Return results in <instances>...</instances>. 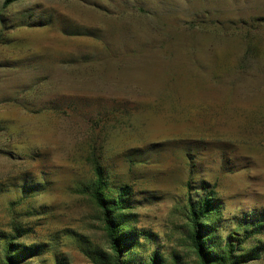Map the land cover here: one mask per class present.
<instances>
[{"label": "rangeland", "instance_id": "1", "mask_svg": "<svg viewBox=\"0 0 264 264\" xmlns=\"http://www.w3.org/2000/svg\"><path fill=\"white\" fill-rule=\"evenodd\" d=\"M4 1L0 233L47 244L22 264H94L84 249H109L83 192L96 162L109 195L131 187L128 264H195L189 209L208 194L213 250L235 243L241 264H264V0ZM9 37L45 38L48 53L9 62Z\"/></svg>", "mask_w": 264, "mask_h": 264}, {"label": "trees", "instance_id": "2", "mask_svg": "<svg viewBox=\"0 0 264 264\" xmlns=\"http://www.w3.org/2000/svg\"><path fill=\"white\" fill-rule=\"evenodd\" d=\"M17 0H5L4 6H8ZM264 23V17L258 18ZM67 34L76 35H95L93 31L67 30ZM93 182L87 187H83V192L88 194L93 204L100 211L104 229L109 242V249L104 250L98 246L85 248V254L92 260L94 264H128L126 254L131 249V245L135 244L123 228L120 218L127 217L123 211L128 207L126 205L128 195L131 194V187L128 184L113 186L116 194L109 195L107 189L109 187L108 174L105 168L98 162L94 166ZM213 194H208L199 203L190 205V240L193 251L195 252V264H241L245 260L241 258V254H236L235 243H227V249L223 253H217L213 250L210 240L209 222L205 217L208 212L215 209ZM5 232L0 233V240L6 241L3 254L0 255V264H22L26 259L39 255L44 251L46 243L25 245L16 244L14 237ZM56 264H65L67 261H60L55 255ZM152 264H161L159 258Z\"/></svg>", "mask_w": 264, "mask_h": 264}, {"label": "crops", "instance_id": "3", "mask_svg": "<svg viewBox=\"0 0 264 264\" xmlns=\"http://www.w3.org/2000/svg\"><path fill=\"white\" fill-rule=\"evenodd\" d=\"M30 26L29 24L27 23H23V24H20L16 27H12V29L9 30L14 32L13 29H28ZM9 51H11L10 55H14V56H10L9 57V62L10 61H19V60H25L26 55L32 53V54H36L37 55V60H40V56H41V59L44 60L45 58V54L48 53V44L46 43L45 41V38H31V39H28L26 37H19V38H14V37H9ZM49 53H53V46L52 47H49ZM12 63V62H11ZM27 67V66H26ZM22 68V64H11L9 65V71L10 72H14L13 74H20V69ZM9 72V73H10ZM45 83V81L41 82L39 80L36 79V81L33 83V85H27V87H25L23 85V81L20 80V81H17L16 82V85L17 87H22V88H33L32 91H35L36 90H39L40 87H42L41 84ZM27 90V89H25ZM18 91H23V89H16L14 92H18ZM9 99H12L13 101H21L20 98L18 97H11Z\"/></svg>", "mask_w": 264, "mask_h": 264}]
</instances>
